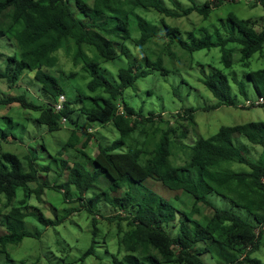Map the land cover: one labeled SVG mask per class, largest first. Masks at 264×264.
Masks as SVG:
<instances>
[{"label": "trees", "instance_id": "trees-1", "mask_svg": "<svg viewBox=\"0 0 264 264\" xmlns=\"http://www.w3.org/2000/svg\"><path fill=\"white\" fill-rule=\"evenodd\" d=\"M192 1L193 5L175 10L164 0H0V38L8 36L16 47L13 54L5 57L7 64L5 69H0V78H5L12 87L21 86L25 73L35 71L39 91L50 99L48 103L40 102L26 89L4 96L0 92V104L20 103L25 108L40 111L37 120L53 131L63 127L64 115H68L70 121L73 119L72 105L79 101L84 103L81 112L91 121L114 122L121 132L120 138L113 142H100L95 156L84 150L88 141L81 149L99 170L110 176L114 190H119L113 198L106 196L119 208V213L108 217L111 222H119L120 247L118 254L114 253L115 264H207L203 256L208 253L217 259V264H264L261 258L254 256L264 235V121L225 125L210 137L199 134L192 146L185 144L191 148L185 162L174 163V147L189 136L192 126L196 129L199 108L189 107L186 114L173 115L177 118L175 125L163 115H159L163 123H158L155 112L143 116L124 97L125 90L140 77L154 70L169 74L165 58L178 54L176 46L192 54L220 48L224 67H215L204 81L220 101L216 108L237 106L233 83L245 96L249 95V90L244 80L231 78L227 72L235 64L232 42L242 45L241 64L248 70L247 76L255 91L264 97V67L251 69L254 56L264 51V17L254 20L230 14L224 23L228 34L217 28L215 32L204 30L201 37L192 33L184 37L182 28L170 24L165 16L155 20L143 13L152 11L180 17L198 11L208 18L214 7L228 0ZM260 4L264 6V0H256V6ZM167 38L169 41L165 42L162 52L154 48ZM129 42L135 44L137 54ZM62 50L89 74L88 88L95 95L78 88L75 101L69 99L66 109L57 113L52 104L67 90L51 69L60 65ZM139 51L144 55L139 56ZM124 57L129 59L127 64L119 67L118 78H111L104 64ZM78 74L77 71L63 72L62 77L72 78ZM85 99L92 104L87 105ZM122 99L127 114L118 112ZM77 131L69 138L68 144L72 147L81 142ZM138 132L140 136L136 135ZM1 136L7 140L13 135L4 130ZM243 136L250 143L242 141ZM249 144L263 147L258 160L250 155ZM65 163L68 165L69 161ZM234 163L246 164L251 170L237 169ZM77 168L76 163L69 182L83 195L94 187L98 175ZM147 180L154 189L134 195L129 184H144ZM33 183L37 185L31 187ZM20 187L31 188L40 198L43 195L45 185L39 181L36 161L32 157L23 160L17 153L4 151L0 154V199L6 196L5 205L11 207L5 211L0 206V243L5 245L35 236L25 230V218L30 212L14 204ZM169 191L183 193L177 195L180 202L166 197ZM212 193L245 208L254 215L256 223L233 209L217 206L210 199ZM103 198L101 194L95 195L90 208ZM37 218L46 225L56 223L44 214ZM124 222L128 223V228ZM2 227H5L4 232ZM98 230L97 226V234ZM96 241L94 239L86 256L96 252ZM2 251L5 249L0 253Z\"/></svg>", "mask_w": 264, "mask_h": 264}, {"label": "rangeland", "instance_id": "rangeland-1", "mask_svg": "<svg viewBox=\"0 0 264 264\" xmlns=\"http://www.w3.org/2000/svg\"><path fill=\"white\" fill-rule=\"evenodd\" d=\"M205 1L207 0H196L199 3H205ZM164 2L170 9L175 10L194 4L192 0H164ZM143 13L155 20L165 16L170 24L182 28L184 37L190 33L201 37L205 34L204 30L215 32L217 28L224 34H228L224 23L230 14L244 19L260 20L264 17V6L261 4L256 6V0H228L214 7L208 18L198 11L180 17L166 16L152 11ZM166 41L169 39L160 40L159 44L154 45V48L162 52ZM129 44L137 54L138 50L135 44L132 42ZM230 47L234 48L235 64L234 68L228 69L227 72L231 78L240 77L239 79L244 80L249 90V95L245 96L238 91L239 86L233 83V94L237 98V106L223 105L216 108L215 106L220 101L204 81L215 67H224L220 48L204 49L192 54L179 50L180 47L176 46L178 54L165 58L166 68L170 69L169 74L162 70H154L152 73L140 77L135 85L125 90L126 102L143 115L156 112L157 116L155 117L158 123H163L162 118L159 117V115H163L164 119H171V124L175 125L177 118L173 115L186 114L185 110L189 107L199 108L196 112L197 128L192 126L189 136L181 143H176L174 147L172 156L174 163H181L188 158L191 148L185 147V144L192 146L199 138V134L209 137L216 134L225 125L264 121V106L253 107L249 106L247 102L248 99H257L259 95L247 76L248 70L241 64L242 45L232 42ZM15 49L16 47L8 36L0 38V69L6 68L5 57L13 54ZM59 55L61 63L51 71L60 77L62 85L67 90L68 100L75 101L78 88L83 93L95 95L88 88L90 77L82 69V66H76L64 50ZM143 55L144 52L139 51V56ZM128 60L127 57H124L117 59L116 62L105 63L104 66L109 68L107 74L111 78H118L119 67L127 64ZM263 67L264 51L254 56L251 69L257 70ZM71 71H77L78 76L62 77L63 72L69 74ZM20 83L21 86L12 87L5 78H0V92L3 94L1 96L21 93L27 89L29 95L37 98L38 101L47 103L50 101L39 91L40 86L35 81V71H27ZM85 100L87 105L92 104V101ZM83 105V102H75L72 105V108L75 109L72 113L73 119L65 127L52 131L46 124L37 120L40 111L25 108L20 103L0 104V141L2 142L0 154L4 151H11L19 154L23 160L34 158L39 170V181L45 185V191L41 198L31 192L29 187L18 189V196L14 204L23 206L25 212H30L25 218V230L34 233L35 236H27L19 243L14 242L6 245L0 243V250L5 249L0 253V264H115L114 253L118 254L120 247L119 222H111L108 217L117 214L119 208L110 203L106 196L113 198L119 190H114L110 176L99 170L92 158L88 159L86 155L82 154L81 145L72 147L68 143L76 129L84 130L89 125L98 127L96 135L99 137V141L104 144H107V141L113 142L120 138L121 132L114 122L105 124L91 121L86 114L81 112L80 108ZM4 130L11 132L15 138L11 136L10 139H4L1 136ZM136 135L140 136V132ZM241 139L248 142L244 136ZM238 144L240 145L239 142ZM89 145L84 150L92 155L97 146L93 147L90 142ZM249 145L251 147L250 155L258 160L263 153V147ZM35 156L38 157L35 158ZM66 160L69 161L68 165L65 163ZM76 163L78 164L77 169L81 172L88 170V172H96L98 175L94 187L85 192L83 196H80L76 186L69 182L71 170ZM233 166L237 169L251 170L250 166L242 163H234ZM35 185L37 184L35 183ZM35 185L32 184L31 187ZM129 186L133 187L134 195H143L147 189H154L153 184L148 180L144 184L130 183ZM99 194L104 198L95 207L90 208L91 199ZM166 194V197L180 202L177 195L183 193L169 191ZM210 199L217 206L233 209L246 220L256 223L253 214L245 208L235 206L231 199L217 193H212ZM6 201V196L2 195L0 206L5 211H9L11 207H6ZM40 214L53 219L56 223L46 225L38 220L37 217ZM98 214L100 218L96 222L95 217ZM97 226L98 234L96 233ZM124 226L125 228L129 227L127 222H124ZM1 230L4 232L5 227H2ZM94 239L97 240L96 252L86 256L85 254L93 245ZM123 255L124 253L121 254V256ZM254 256L264 261V235L261 239V247L254 252ZM203 257L207 264H217V259L211 253L205 254Z\"/></svg>", "mask_w": 264, "mask_h": 264}, {"label": "clouds", "instance_id": "clouds-1", "mask_svg": "<svg viewBox=\"0 0 264 264\" xmlns=\"http://www.w3.org/2000/svg\"><path fill=\"white\" fill-rule=\"evenodd\" d=\"M64 95H66V100H65V106H64V108L62 109V110H60V111H58L57 109H56V103L59 101V99H60V97H61V95L59 96V98L57 99V101L56 102H54L53 104H52V106H54V110L57 112V113H62L65 109H66V106H67V102H68V97H67V93H63ZM261 97H263V96H258V98L257 99H259V98H261ZM257 99H255V100H253V99H248L247 100V102L249 101V100H252V101H256ZM118 105H119V109H118V112H119V114H127V111H126V105H125V103H124V101H123V99L122 100H120L119 101V103H118ZM249 106H253V107H259V105H256V104H251V105H249ZM262 106H264V104H262ZM151 113V112H150ZM147 114V115H143V116H150L151 114ZM155 114H156V112H155ZM157 115V114H156ZM64 118H67V120L66 121H64ZM70 121V117L68 116V115H64V117H63V119H62V126L63 127H65L66 126V124L68 123ZM197 128V127H196ZM98 131V127H96V126H94V125H89V127L87 128V129H84V130H82V129H78V131H77V135L80 137V139H81V142L78 144V146L77 147H79V145H81V146H84V143L86 142V141H88V142H90V144H92V141H91V139H95V141H97L98 143H96L95 142V146H97V149H98V147H99V144H100V141H99V137L96 135V132ZM202 135V134H201ZM204 136V135H203ZM210 137V136H209ZM8 139H10V137L8 138ZM108 142V141H107ZM90 145H88V147H89ZM97 149H96V151H97ZM96 154H94V153H92V156H95ZM36 157H38V156H35V158ZM185 160L186 159H184V161L183 162H181V163H184L185 162ZM34 185H35V183H33ZM75 186V185H74ZM45 191V190H44ZM44 193V192H43ZM67 193H68V191H67ZM84 195V194H83ZM83 195H80V196H83ZM42 197V196H41ZM117 213H119L118 211H117ZM125 214V213H124ZM100 216V215H99ZM98 216V217H99ZM49 218V217H48ZM100 218V217H99ZM260 231H261V229H259L258 230V232L260 233Z\"/></svg>", "mask_w": 264, "mask_h": 264}, {"label": "built area", "instance_id": "built-area-1", "mask_svg": "<svg viewBox=\"0 0 264 264\" xmlns=\"http://www.w3.org/2000/svg\"><path fill=\"white\" fill-rule=\"evenodd\" d=\"M65 100H66V95L62 94L59 101L56 103V109L58 111H60L64 108ZM248 104L249 105H251V104L262 105V104H264V97H261V98L257 99L256 101L249 100ZM66 120H67V118H64V121H66Z\"/></svg>", "mask_w": 264, "mask_h": 264}, {"label": "crops", "instance_id": "crops-1", "mask_svg": "<svg viewBox=\"0 0 264 264\" xmlns=\"http://www.w3.org/2000/svg\"><path fill=\"white\" fill-rule=\"evenodd\" d=\"M91 141H92V146L94 147L95 146V139H91ZM97 149V148H96ZM96 152V150L94 151V153Z\"/></svg>", "mask_w": 264, "mask_h": 264}]
</instances>
